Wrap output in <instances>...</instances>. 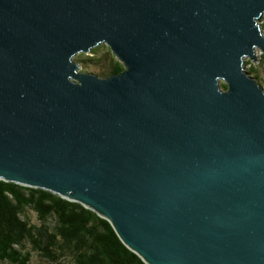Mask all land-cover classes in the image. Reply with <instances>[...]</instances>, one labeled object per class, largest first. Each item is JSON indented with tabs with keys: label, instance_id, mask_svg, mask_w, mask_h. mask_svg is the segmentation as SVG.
<instances>
[{
	"label": "water",
	"instance_id": "95a60500",
	"mask_svg": "<svg viewBox=\"0 0 264 264\" xmlns=\"http://www.w3.org/2000/svg\"><path fill=\"white\" fill-rule=\"evenodd\" d=\"M263 19L264 0H0V180L79 203L146 264H264L244 64ZM102 44L124 70L80 71Z\"/></svg>",
	"mask_w": 264,
	"mask_h": 264
},
{
	"label": "trees",
	"instance_id": "16d2710c",
	"mask_svg": "<svg viewBox=\"0 0 264 264\" xmlns=\"http://www.w3.org/2000/svg\"><path fill=\"white\" fill-rule=\"evenodd\" d=\"M97 50L80 63L99 65L107 60L110 66L102 64L97 72L101 77L123 70L122 63L109 57L110 50L102 56ZM222 87L225 89L226 84ZM29 211L36 214L37 224L30 222ZM26 243L46 264H146L122 243L108 221L79 203L0 180V261L8 257L11 263H24L14 259L9 248Z\"/></svg>",
	"mask_w": 264,
	"mask_h": 264
},
{
	"label": "rangeland",
	"instance_id": "374dc122",
	"mask_svg": "<svg viewBox=\"0 0 264 264\" xmlns=\"http://www.w3.org/2000/svg\"><path fill=\"white\" fill-rule=\"evenodd\" d=\"M261 27H262V31H263V34H264V19L261 22ZM96 48L98 49L97 50V53H98L97 55H100V56L104 55V53L107 50H110V49H107V46L106 45H103V44L102 45H99ZM92 53H93V50H91L89 52V54L88 53L87 54L80 53L79 55H76L74 57V59H75L76 62L79 61L80 71L87 72V73H93V74L99 76V74L97 72L100 69V65L103 64L105 67H108V66H110V62L107 63L108 61L105 60V61L100 62L99 65H91V64L84 65V64H81L80 63L82 60H85L87 58H91L93 56ZM109 57H114L115 59H117L113 55V53L111 51H109ZM256 58H257L256 60H257L258 63H254L253 61H251L248 58H245L244 59L245 60L244 61V64L245 65L248 62V65L245 66V70L251 71L252 75H254L255 77H257L255 79L252 76H250L251 78L255 79V81L257 82V84L260 85L263 88V91H264V55H263V53H262L261 50H258V49L256 50ZM123 70H124V68H123ZM27 215H28V218H29V220H30L31 223H34V224H37L38 223L36 214L34 212L29 211V212H27ZM9 252H10L11 256L14 257V259L17 258V259H19L21 261H25V262L24 263H21V262L18 261V262L11 263L10 262V258L6 257V258H4V259H2L0 261L2 264H46V263H44V262L41 261L38 253L35 252L31 248V246L29 244H27V243L25 245H23L22 247H20V248L19 247H16V246L9 248ZM2 254H4V252ZM67 263L68 264H71L68 261H67Z\"/></svg>",
	"mask_w": 264,
	"mask_h": 264
},
{
	"label": "bare ground",
	"instance_id": "6f19581e",
	"mask_svg": "<svg viewBox=\"0 0 264 264\" xmlns=\"http://www.w3.org/2000/svg\"><path fill=\"white\" fill-rule=\"evenodd\" d=\"M263 27V26H262ZM259 50V49H258ZM89 54V53H88ZM75 60V59H74Z\"/></svg>",
	"mask_w": 264,
	"mask_h": 264
}]
</instances>
